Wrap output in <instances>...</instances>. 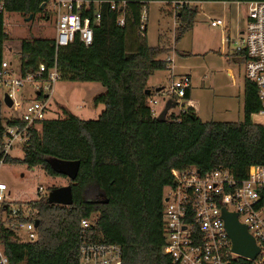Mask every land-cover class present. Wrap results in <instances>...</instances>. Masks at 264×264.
Masks as SVG:
<instances>
[{
    "label": "trees",
    "instance_id": "trees-1",
    "mask_svg": "<svg viewBox=\"0 0 264 264\" xmlns=\"http://www.w3.org/2000/svg\"><path fill=\"white\" fill-rule=\"evenodd\" d=\"M5 1L7 12L33 17L42 14L40 6L45 2ZM84 1L89 5L83 4L80 13L90 19L91 44L85 46L78 36L59 47L54 39L22 40L17 53L19 73L22 77L34 74L43 64L47 70L56 67L59 81L98 83L105 91L93 102L104 109L95 120H83L64 110L65 118L41 121L39 128L29 129L20 158L3 157L0 145L1 164L36 168L44 178L66 179L73 198L68 206L50 203L48 196L31 202L37 212L38 240L22 245L6 243L4 254L9 264H79L82 244L102 243L120 247L121 264H177L164 253L162 218L165 191L175 184L173 172L186 166H193L199 174L223 169L234 180H243L249 167L264 168V125L250 121L260 105L254 84L246 78L241 122H202L191 106L178 117L166 115L164 122H158V115L147 105L152 91L145 92L150 76L168 69V62L160 56L170 49L149 46L146 21L145 25L141 21L143 9L150 2L175 4L177 44L194 27L196 7L192 4L264 0ZM97 2L101 3L98 24L94 19ZM112 2L123 9H111ZM121 17L123 24L118 25ZM8 39L0 14V64ZM231 57L234 63L246 61L243 53L233 51ZM190 92L189 86L184 101L189 100ZM36 98L43 99L42 93ZM2 104L0 99V133L5 124L18 123L3 122ZM52 159L79 161L76 178L70 180L54 172L49 164ZM44 187L49 191L60 188ZM259 195L264 203V191ZM82 220L88 221L86 228L81 227ZM229 264L248 261L236 258Z\"/></svg>",
    "mask_w": 264,
    "mask_h": 264
},
{
    "label": "built area",
    "instance_id": "built-area-1",
    "mask_svg": "<svg viewBox=\"0 0 264 264\" xmlns=\"http://www.w3.org/2000/svg\"><path fill=\"white\" fill-rule=\"evenodd\" d=\"M53 1L56 12L55 45L66 46L78 36L80 41L89 46L92 42V27L90 19L81 17L82 5H89L84 0H49ZM5 0H0V14L3 15V28L6 16ZM96 3L95 23L100 21L99 5ZM245 7V26L238 33L236 41L232 42V50L243 53L246 61L242 64L244 78L255 86L256 97L260 109L256 113L264 116V1L242 3ZM123 6L112 2L111 9ZM146 18L143 14L142 23ZM123 24V18L118 19V25ZM140 26L144 30L145 24ZM222 25L220 20L210 22V26ZM227 39H225V42ZM46 73V75L44 74ZM60 76L54 66L47 70L41 64L38 71L22 77L18 67L3 60L0 64V88L4 93L0 99L3 103L6 93L12 101L11 108L19 109L20 102L16 96L27 84L34 92L35 99L25 104L20 117L10 121L17 124L3 126L0 133V145L3 147V157L12 156L13 150H20L29 140V129L39 128L40 122L46 120L49 100L54 94L55 84ZM190 86V77L183 75L177 81H172L169 92L165 95L175 103L183 100L186 89ZM42 93L43 99L36 95ZM156 101H153L155 104ZM4 104V103H3ZM185 104L183 111L186 107ZM153 115L158 111L151 106ZM21 124V125H20ZM2 162V161H1ZM0 162V164H1ZM174 185L168 187L163 197V237L164 253L177 264H229L231 260L242 258L248 264H264V203H260V191H264V168L251 166L246 177L236 181L223 169H215L205 174H199L193 166H186L173 172ZM51 191L41 185L33 189V198L16 200L12 191L5 183L0 182V264H9L3 251L7 244H32L38 240L37 212L29 205L31 202L49 195ZM235 213L239 224L246 228L247 234L257 247L253 259H247L231 251V242L225 232L221 219V209ZM82 228L88 226V221L82 220ZM79 264H121V249L117 245L82 244L80 246Z\"/></svg>",
    "mask_w": 264,
    "mask_h": 264
},
{
    "label": "rangeland",
    "instance_id": "rangeland-1",
    "mask_svg": "<svg viewBox=\"0 0 264 264\" xmlns=\"http://www.w3.org/2000/svg\"><path fill=\"white\" fill-rule=\"evenodd\" d=\"M196 7L195 24L191 31L184 34L176 45V65L184 69H177L172 76L170 72L156 71L150 76L148 88L152 91L147 105L158 111L163 110L165 102L170 100L168 94L172 81H177L183 74L191 78V100L195 116L202 122H241L242 121V80L244 69L239 62L235 63L233 71L236 86L231 88L229 79L223 69L225 62L232 60V42L236 41L238 31L245 26V7L242 3L202 2L192 4ZM53 1H48L42 14L32 17L16 13L4 18V30L8 35L4 59L18 67L20 42L32 38L54 39L57 16ZM146 18V37L149 46L165 45L173 42L176 32V6L164 2H150L143 9ZM220 20L222 25L210 26L211 20ZM225 39L227 41L225 42ZM223 41L225 43H223ZM220 47L228 49L229 57L219 56ZM8 48V49H7ZM8 50V51H7ZM188 55V56H187ZM163 87L160 92L154 89ZM104 88L98 83L72 82L61 80L55 84L53 96L49 100L46 119L65 118L64 110L83 120H95L103 111V105H94V99L104 93ZM4 88H0V97ZM21 107L11 108L1 105L3 122L20 117L25 104L35 99L34 92L27 84L20 89L16 96ZM153 101H156L153 104ZM187 101L181 100L172 107L167 116L178 117ZM188 104V103H187ZM160 111V112H159ZM253 124L264 125V116L253 114L250 116ZM11 155L20 158L21 151L13 150ZM47 177V176H46ZM43 180V183L40 181ZM0 182L6 183L12 189V196L16 200L33 198V189L42 184L46 187L57 188L67 185L66 179L44 178L38 169L27 170L23 166L9 164L0 165Z\"/></svg>",
    "mask_w": 264,
    "mask_h": 264
},
{
    "label": "water",
    "instance_id": "water-1",
    "mask_svg": "<svg viewBox=\"0 0 264 264\" xmlns=\"http://www.w3.org/2000/svg\"><path fill=\"white\" fill-rule=\"evenodd\" d=\"M49 0H45L40 6V10L43 11ZM33 16L29 15L26 21H30ZM159 92L160 89H156ZM151 90H146V94H149ZM3 103L7 107L12 106V101L5 93ZM175 106L171 100H168L159 113L156 120L158 122H164L168 111ZM49 164L54 172L63 175L70 180H74L79 170V161H61V160H49ZM48 201L50 203H56L60 205H71L73 203L72 192L70 186H63L51 191L48 195ZM221 219L223 221L225 232L231 242V251L241 257L247 259H253L257 254V247L255 246L253 239L247 234L244 225L239 224L236 219L235 213H228L223 208L221 209Z\"/></svg>",
    "mask_w": 264,
    "mask_h": 264
},
{
    "label": "crops",
    "instance_id": "crops-1",
    "mask_svg": "<svg viewBox=\"0 0 264 264\" xmlns=\"http://www.w3.org/2000/svg\"><path fill=\"white\" fill-rule=\"evenodd\" d=\"M216 20H218V19H216ZM211 21H214V20H211ZM146 28H147V25H146ZM147 30V29H146ZM241 30V29H240ZM173 33V42L172 43H165V45H161V46H165L166 48H169L170 49V51L167 53V54H164V55H162V56H160V58L161 59H163V60H166L167 62H168V65H167V68L168 69H166V70H164V71H167V72H170V74L173 76H176L175 74H178V72H176V70L177 69H180V70H182V69H184V67L182 66V65H176L175 63V61H176V55H173V53L174 54H176V52H177V50L175 49L176 48V45L177 44H175L174 43V31L172 32ZM238 33H239V31H238ZM223 43H225L224 41H223ZM160 45V44H159ZM229 55V52H228V49H225V50H223L222 49V47H220V52H219V56H221V55ZM229 57V56H228ZM225 64H226V66H224V70H225V72H226V77L229 79V81H228V84H229V86L231 87V88H234L235 86H236V82H235V79H234V74H233V71H234V69H235V63L233 62V60H230V61H227V62H225ZM153 75V74H152ZM183 75H188L189 76V74H183ZM190 77V76H189ZM148 81H149V79H148ZM190 82H191V78H190ZM242 85H243V80H242ZM147 86H148V82H147ZM191 86V85H190ZM191 88V87H190ZM156 89H160V91L161 90H163V87H157V88H155L154 89V91L156 90ZM159 91V92H160ZM156 92V91H155ZM55 93V92H54ZM242 93V92H241ZM187 103H188V105H190L192 108H193V105H192V100H191V92H190V98H189V100L187 101ZM186 103V104H187ZM165 104H166V102H165ZM164 108V107H163ZM193 111H194V109H193Z\"/></svg>",
    "mask_w": 264,
    "mask_h": 264
}]
</instances>
